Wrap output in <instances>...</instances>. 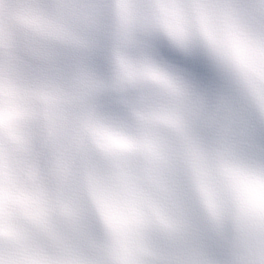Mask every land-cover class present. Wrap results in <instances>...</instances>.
Listing matches in <instances>:
<instances>
[{
  "label": "clouds",
  "instance_id": "obj_1",
  "mask_svg": "<svg viewBox=\"0 0 264 264\" xmlns=\"http://www.w3.org/2000/svg\"><path fill=\"white\" fill-rule=\"evenodd\" d=\"M0 264H264V0H0Z\"/></svg>",
  "mask_w": 264,
  "mask_h": 264
}]
</instances>
